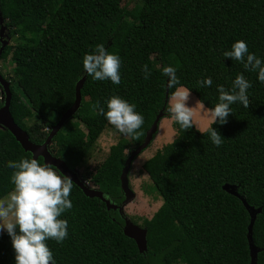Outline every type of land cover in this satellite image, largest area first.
I'll list each match as a JSON object with an SVG mask.
<instances>
[{
    "label": "trees",
    "instance_id": "1",
    "mask_svg": "<svg viewBox=\"0 0 264 264\" xmlns=\"http://www.w3.org/2000/svg\"><path fill=\"white\" fill-rule=\"evenodd\" d=\"M138 1L131 9H120L115 0H0V19L13 39L0 57V62L9 58L15 76L9 111L31 143L42 144L71 107L75 84L84 74L83 57L98 44L120 57L121 82L87 75L80 108L48 150L75 170L108 126L93 105L99 101L107 111L106 102L114 95L134 104L144 118L141 135L132 139L122 134L90 177L115 203L122 194L119 177L129 151L142 143L163 107L164 117H170V106L164 105V66L174 67L180 82L168 88V98L183 87L210 109L218 103L217 87L230 90L242 74L252 85L247 93L251 104L231 105L227 123L212 124L225 139L220 147L206 130L193 125L184 131L173 121L175 138L142 164L151 181L144 192L162 202L142 222L147 230L144 254L124 236V223L115 212L74 185L69 197L73 206L60 217L68 222V237L60 244L46 241L55 264H250V216L241 200L261 209L251 237L259 250L256 264H264V84L257 72L223 56L242 40L264 63V0ZM144 65L151 72L147 79ZM209 77L210 87L197 83ZM3 98L0 87V107ZM21 158L32 156L0 127V199L14 187V170L7 163ZM224 185L234 186L238 197L224 191ZM0 264H15L5 230L0 232Z\"/></svg>",
    "mask_w": 264,
    "mask_h": 264
},
{
    "label": "clouds",
    "instance_id": "2",
    "mask_svg": "<svg viewBox=\"0 0 264 264\" xmlns=\"http://www.w3.org/2000/svg\"><path fill=\"white\" fill-rule=\"evenodd\" d=\"M223 56L243 63L245 70L257 72L258 81L264 84V63L255 54L249 53L246 42L236 41ZM82 64L84 72L93 80H110L114 85L121 82V59L118 55L108 53L103 44L96 45L94 53L86 54ZM142 71L145 79L151 75L147 65L142 66ZM161 74L168 78L169 89L179 85L174 67L164 66ZM197 83L201 87H210L212 79L209 77ZM251 86L244 75L238 74L230 90L223 86L217 87L218 103L213 108L205 109L203 102H197L196 105L210 122L206 131L216 147H220L225 139L211 127L212 124H226L232 114L230 106L237 102L249 108L251 102L247 93ZM189 97L190 90L183 87L177 88L169 97L173 102L168 109L169 118L184 131L193 127L194 108L186 106ZM106 107L107 111L100 106L99 101L93 105L98 114L103 115L119 133L132 139L139 138L141 133L138 130L144 118L135 111L134 104L114 95L106 102ZM6 166L14 170L10 177L14 187L0 199V230H5L11 238L15 264H55L46 241L53 240L60 244L68 237V222L60 217L73 206L69 197L74 183L53 165L45 162L41 164L38 159L21 158L16 162L9 161Z\"/></svg>",
    "mask_w": 264,
    "mask_h": 264
},
{
    "label": "water",
    "instance_id": "3",
    "mask_svg": "<svg viewBox=\"0 0 264 264\" xmlns=\"http://www.w3.org/2000/svg\"><path fill=\"white\" fill-rule=\"evenodd\" d=\"M5 26L2 25V20L0 19V57L4 50V48L8 45V42L5 38ZM87 74L84 72L82 77L76 82L74 87L75 98L71 107L59 118L54 126L50 129V132L46 138V140L42 144H33L30 142L28 135L26 132L21 130L14 122L10 111V100H11V91H10V83L6 81L2 75H0V87L2 89L3 105L0 107V127L9 131L10 134L15 138V140L19 143L24 152H28L31 154L32 158L38 159L41 158L43 163H49L53 165L55 168L59 170L64 176L70 177L73 181L74 185H76L82 193L88 198H98L101 202H103L106 206L107 210H118L120 216H122V207L132 201L135 197V194L132 192L129 186V178L128 174L130 172L133 161L138 157V155L144 151L151 141L154 138V135L157 133L158 123L162 117H164V107L160 110V112L156 115L153 123L150 128L146 131L145 137L142 143L136 146L134 149L129 151V154L124 162L123 168L121 170V174L119 177L120 188L122 192V196L124 197L121 205H114L109 199H107L101 191L98 189L89 188L83 181L80 180L75 170H71L65 164L63 160L53 156L49 150L48 146L50 145L53 137L59 132V130L64 126V124L71 119L75 113L78 111L81 105L82 97H81V89L85 83ZM168 87L166 85L165 89V99L164 105L168 104ZM224 191L227 193L238 197V194L235 190L234 186L224 185L222 187ZM243 206L250 216V224L248 226V247H249V255H250V264H256V256L259 250L254 246L251 237V230L253 223L255 221L256 215L261 211V209H254L250 207L244 200H241ZM123 220V234L125 237L134 241L137 250L140 254H144L147 252V230L142 228L134 223H132L129 219L124 218Z\"/></svg>",
    "mask_w": 264,
    "mask_h": 264
},
{
    "label": "rangeland",
    "instance_id": "4",
    "mask_svg": "<svg viewBox=\"0 0 264 264\" xmlns=\"http://www.w3.org/2000/svg\"><path fill=\"white\" fill-rule=\"evenodd\" d=\"M139 3L138 0H115L114 5L120 9H131L133 6L139 5ZM3 38L7 40L8 44H13V39L7 36L6 31ZM0 71L2 75L8 79L7 81L11 83V80L15 76L13 65L10 63L9 58L0 62ZM197 102L198 100L190 93L186 106L194 108L192 122L195 129L199 132H204L208 128L210 122L205 118V115L202 114L199 105H196ZM172 103L173 102L169 99L168 104L170 107ZM172 122L173 121L169 117H162L160 119L157 133L153 140L133 161L128 174L129 186L135 194V197L132 201L122 207V215L124 218L129 219L132 223H135L140 227L144 220H149L152 217L162 203L153 193L150 196L144 192L143 188L149 187L151 181L147 174L142 171L141 166L164 145L172 142L175 138V130L172 127ZM121 135V133L108 123V126L104 129L97 142L94 144L93 150L88 153L85 160L75 169L80 180L89 188L97 189V187L90 181V177L93 175L95 167L105 159L110 147L117 143ZM2 231L4 230H0V232Z\"/></svg>",
    "mask_w": 264,
    "mask_h": 264
},
{
    "label": "flooded vegetation",
    "instance_id": "5",
    "mask_svg": "<svg viewBox=\"0 0 264 264\" xmlns=\"http://www.w3.org/2000/svg\"><path fill=\"white\" fill-rule=\"evenodd\" d=\"M122 193V192H121ZM107 198V197H106ZM108 199V198H107ZM123 199H124V197L122 196V194H121V197L119 198V200H118V202L117 203H115L112 199H110V201L111 202H113L114 203V205H121V202L123 201ZM113 212H115L116 213V215L119 217V219H121L122 220V216H120V214H119V212H118V210H112ZM123 221V220H122Z\"/></svg>",
    "mask_w": 264,
    "mask_h": 264
}]
</instances>
